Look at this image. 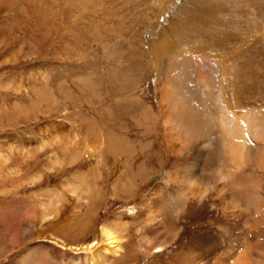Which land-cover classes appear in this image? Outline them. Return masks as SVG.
<instances>
[{
    "label": "bare ground",
    "instance_id": "6f19581e",
    "mask_svg": "<svg viewBox=\"0 0 264 264\" xmlns=\"http://www.w3.org/2000/svg\"><path fill=\"white\" fill-rule=\"evenodd\" d=\"M113 4L112 0H0V14L19 15L37 27L47 23L50 27L40 28L43 33L56 27L68 38L69 59H73L67 65L73 73L66 78L71 106L64 119L69 120L67 147L74 162L82 152L80 166L85 168L73 191L91 193L92 177L104 182L112 176L99 167L121 164L126 168L124 181L120 191L114 187L130 200L151 178L156 181L151 194L135 207L136 227L141 222L139 212L146 214L148 223L162 214V226L175 227L173 238L178 243L180 230L205 226L203 212L209 207V213H216L209 221L220 231H246L244 250L214 254L213 264H261L251 250L264 247V51L260 47L264 36L248 39V28H241L242 45L235 44L232 51L227 46L221 49L232 34L229 31L178 36L182 21L170 2L160 6L162 18H149L143 32L136 29L127 40L124 28L106 17L115 11ZM196 9L202 23L212 19L210 8ZM105 10L109 12L99 18ZM152 163L158 170L149 173ZM97 197L103 202L100 210L107 200L102 194ZM111 222L102 226V237L108 249L119 252V236ZM214 241L199 237L201 248L192 247L181 257L204 264L215 252ZM147 242L151 247L154 238L147 237ZM97 245L91 243L86 252L92 255ZM164 250L157 245L145 256ZM79 259L78 253L72 261ZM97 262L101 259L92 264Z\"/></svg>",
    "mask_w": 264,
    "mask_h": 264
},
{
    "label": "rangeland",
    "instance_id": "374dc122",
    "mask_svg": "<svg viewBox=\"0 0 264 264\" xmlns=\"http://www.w3.org/2000/svg\"><path fill=\"white\" fill-rule=\"evenodd\" d=\"M112 1L115 11L106 17H110L115 26L125 29L122 35L127 40L136 29V32H143L149 18H160V6L170 2L173 13L182 21L177 29L178 36L181 33L189 37L194 34L206 36L229 31L232 34L221 48L227 46L231 48L229 51L235 44L242 45V36L238 34L241 28H248L245 30L248 39L264 36V0ZM200 5L211 10L213 16L208 22L202 23L199 19L196 8ZM108 12L100 11L99 18ZM32 24L33 21L26 23L19 15L0 14V264H92L97 259H101L97 264H202L198 259L194 262L185 255L181 257L192 247L195 251L201 248L197 244L199 237L211 238L218 243L204 264L215 263L216 257L224 251L244 250L246 231L242 228L220 231L217 224L209 221L216 217L214 211L209 213V207L203 212L206 214L205 226H188L186 230H180L178 243L173 238L175 227L162 226V214L148 223L146 214L139 212L141 222L136 227L133 223L136 219L132 216L140 202L151 194L156 181L151 178L142 186L137 198L130 200L127 193L116 192L114 187L120 191L124 181L126 168L121 164L112 168L111 165L99 167L112 176L104 182L92 177L91 193L80 189L73 191L84 168L80 166L84 158L82 152L74 162L67 147L70 136L66 126L69 120L65 121V115L71 106L66 78L72 71L67 63L73 57L69 59L71 54L65 31L61 33L54 27L47 34L42 32L45 25L50 27L47 23L43 27ZM260 47L264 51V43ZM93 53L90 50V55ZM236 60L241 57L237 56ZM262 69L264 71V60ZM74 91L78 95L77 88ZM70 133L74 132L71 130ZM156 168L155 163L149 165V173L158 170ZM98 194L104 195L108 203L100 210L103 202H99L102 198L97 197ZM114 220L120 222L113 223ZM106 222L113 223L119 236V252L108 249L104 242L101 229ZM150 236L154 238L151 247L147 242ZM94 242L98 245L91 255L86 251L91 250L90 245ZM157 245L165 250L145 256L146 250ZM262 251L264 247L256 248L251 254L257 262L264 264ZM78 253L80 259L75 263L72 258Z\"/></svg>",
    "mask_w": 264,
    "mask_h": 264
}]
</instances>
